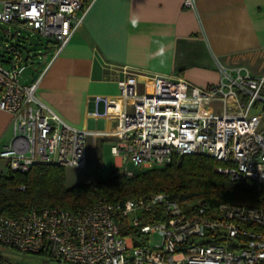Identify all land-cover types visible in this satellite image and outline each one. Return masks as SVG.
I'll use <instances>...</instances> for the list:
<instances>
[{"label": "built area", "instance_id": "1", "mask_svg": "<svg viewBox=\"0 0 264 264\" xmlns=\"http://www.w3.org/2000/svg\"><path fill=\"white\" fill-rule=\"evenodd\" d=\"M92 1L0 0V24L12 28L0 59V109L12 115L11 142L0 150L7 168L84 167L88 138L103 136L114 138L109 150L127 175L200 153L222 162L218 170L230 179L264 182V75L220 67L218 81L198 85L159 74L138 80L123 69L118 94L96 98L103 108L93 114L114 120L106 128L73 125L38 97L39 75L21 79L31 59L11 42L37 34L54 42L58 54ZM183 5L195 9L196 0ZM124 227L137 229L144 242L134 245ZM0 249L44 256L45 264H264V207L220 202L207 208L156 192L115 202L99 198L79 210L0 211ZM0 264L23 263L0 255Z\"/></svg>", "mask_w": 264, "mask_h": 264}, {"label": "crops", "instance_id": "2", "mask_svg": "<svg viewBox=\"0 0 264 264\" xmlns=\"http://www.w3.org/2000/svg\"><path fill=\"white\" fill-rule=\"evenodd\" d=\"M3 29L4 37L11 27ZM39 73L36 93L69 123L88 128L113 125L96 117L103 101L118 94L123 69L138 80L154 74L205 85L226 70L264 75V0H93L82 24ZM45 64V63H44ZM43 68V67H42ZM22 80L33 81L32 71ZM12 139V115L0 109V150ZM114 138H88L90 148ZM6 168V161H5ZM4 168V170H5Z\"/></svg>", "mask_w": 264, "mask_h": 264}, {"label": "trees", "instance_id": "3", "mask_svg": "<svg viewBox=\"0 0 264 264\" xmlns=\"http://www.w3.org/2000/svg\"><path fill=\"white\" fill-rule=\"evenodd\" d=\"M1 37L7 39L2 34ZM22 38L11 43L20 46L25 61L31 59L29 65L35 79L46 61L41 56L51 51L47 39L43 43V37L37 34L22 35ZM5 56L3 49L0 59ZM221 164L205 154H182L174 156L164 166L134 170L131 175L115 167L93 182L71 186L66 185L63 165L35 163L21 172L9 170L6 164L5 170L0 171V211L15 216L31 207L59 206L79 210L99 198L115 202L156 192H163L180 204L193 200L207 208L220 202L264 207V182L250 178L230 179L218 170ZM122 232L133 236L134 245L144 242L137 229L124 227Z\"/></svg>", "mask_w": 264, "mask_h": 264}, {"label": "rangeland", "instance_id": "4", "mask_svg": "<svg viewBox=\"0 0 264 264\" xmlns=\"http://www.w3.org/2000/svg\"><path fill=\"white\" fill-rule=\"evenodd\" d=\"M5 25H2V27ZM3 29L0 27V57L1 51L5 45L4 38L1 37ZM32 40L36 38L32 37ZM46 43L45 38H41ZM32 67L27 65L21 72V79L28 76ZM98 147L90 148L87 156V162L84 167H65L66 185L71 186L77 183L93 182L101 177L106 176L118 163V159L109 150V141L104 140ZM5 168V160L0 158V171ZM153 238H157L154 236ZM0 255L3 257H13L23 264H45V257L40 255H26L13 251L11 249H0ZM24 259V261H23Z\"/></svg>", "mask_w": 264, "mask_h": 264}, {"label": "clouds", "instance_id": "5", "mask_svg": "<svg viewBox=\"0 0 264 264\" xmlns=\"http://www.w3.org/2000/svg\"><path fill=\"white\" fill-rule=\"evenodd\" d=\"M262 179H264V177H262Z\"/></svg>", "mask_w": 264, "mask_h": 264}]
</instances>
